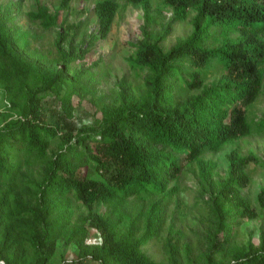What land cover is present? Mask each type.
Wrapping results in <instances>:
<instances>
[{"label":"trees","instance_id":"16d2710c","mask_svg":"<svg viewBox=\"0 0 264 264\" xmlns=\"http://www.w3.org/2000/svg\"><path fill=\"white\" fill-rule=\"evenodd\" d=\"M58 1L26 12L55 32L49 51L19 30L22 0L0 5V264H264V229L257 244L251 232L235 239L240 220L259 216L241 191L247 166L264 161L231 147L264 131L247 116L264 86V0H124L142 12L126 57L140 81L122 77L108 94L95 87L101 61H84L119 3H95L98 28L76 43L78 23L59 19L71 0ZM189 16L190 33L164 50ZM87 97L95 110L82 124L73 98ZM228 147L223 174L204 155ZM183 164L196 169L202 209L193 244L170 209ZM256 200L264 211V187ZM164 231L155 261L143 247Z\"/></svg>","mask_w":264,"mask_h":264},{"label":"rangeland","instance_id":"374dc122","mask_svg":"<svg viewBox=\"0 0 264 264\" xmlns=\"http://www.w3.org/2000/svg\"><path fill=\"white\" fill-rule=\"evenodd\" d=\"M10 0H0V5L8 3ZM17 1V0H14ZM99 0H71L69 10L61 9L59 11V19L65 20V24L78 23V28L74 34V41L77 43L81 39H86L87 34L93 33L98 28V22L94 14V5ZM119 3V10L115 16L114 22L111 25L110 32L103 40H99L97 44L90 49L84 63L86 66H91L96 61H101L99 68L95 70L97 74L96 89L98 93H110L115 82L122 77L137 84L139 79L134 76V71L130 68L126 57L133 52V48L128 45V42H135L141 38L140 27L143 24L142 12L139 7L126 4L124 0H116ZM152 7H161V0H151ZM47 5L51 11L59 6L58 0H22L20 14L17 19V26L21 32L27 33L31 39L32 47H37L42 51H49L53 47L55 38L54 31L44 32L35 24H31L26 12L35 10L37 4ZM164 20L167 21L171 13L165 8L161 9ZM193 13H191V16ZM185 21L177 22L173 25L172 30L166 40L162 43L164 50H168L178 40L184 39L191 31L190 17ZM217 76V75H214ZM215 78V77H213ZM211 79V78H210ZM209 82V81H208ZM87 97L81 105H78L77 98H73L74 115L78 117L82 124H90L92 122V114L95 107L90 104ZM1 100V95H0ZM1 109V104H0ZM247 116L249 118L264 119V86L262 93L257 101L247 108ZM97 117V116H96ZM1 121V118H0ZM232 148L237 149L240 155L253 153L256 157L264 161V131L255 132L249 137H245L237 141ZM230 148H225L218 154L208 153L204 155L205 159L211 160L218 164V172L224 174L227 167L226 151ZM196 169L194 165L183 164L182 174L176 181L178 193L174 198H171L170 209L174 211L177 225L182 227L184 233L189 240V243H195L197 238L195 231L198 232V227L193 225V219L201 215V206L197 204L195 199L198 185L196 177ZM247 172L250 176L249 185L241 191L251 207L255 209L259 216L257 219L247 221L240 220L236 226L235 239L239 243L245 242L248 234L252 233V241L257 244L260 229H264V211L260 210L257 205V194L264 187V167L256 163H250L247 166ZM172 182L170 186H173ZM199 225V224H198ZM167 235L164 231L159 240L151 241L143 247L147 255L155 261L164 262V254L162 252V241ZM95 234H90L91 241L96 239ZM59 250L58 253H61ZM71 253V249L67 251V256Z\"/></svg>","mask_w":264,"mask_h":264}]
</instances>
